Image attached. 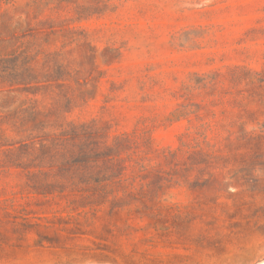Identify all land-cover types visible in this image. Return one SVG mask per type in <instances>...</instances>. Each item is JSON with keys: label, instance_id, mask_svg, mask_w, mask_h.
Wrapping results in <instances>:
<instances>
[{"label": "rangeland", "instance_id": "1", "mask_svg": "<svg viewBox=\"0 0 264 264\" xmlns=\"http://www.w3.org/2000/svg\"><path fill=\"white\" fill-rule=\"evenodd\" d=\"M6 41L58 80L0 81V264L264 261V0H0ZM21 105L93 122L100 185L6 166Z\"/></svg>", "mask_w": 264, "mask_h": 264}, {"label": "trees", "instance_id": "2", "mask_svg": "<svg viewBox=\"0 0 264 264\" xmlns=\"http://www.w3.org/2000/svg\"><path fill=\"white\" fill-rule=\"evenodd\" d=\"M8 50L1 53L2 59L0 63L16 62L25 53L22 46L9 44L7 42ZM26 58V57H25ZM29 60V58H27ZM24 60V58H23ZM4 65V72L6 75L0 76V81L9 82V87L23 86L24 88H35L38 90H47L50 87L39 85L41 82H48L51 80H58V76L49 75L48 70H37L33 65L27 64L23 61L20 65ZM62 66H57L54 73L61 72ZM9 79H4V78ZM42 86V87H39ZM65 95H62L64 97ZM67 103L71 100L66 99ZM56 104V103H55ZM55 109L53 113L44 112L37 109L34 105L24 107L21 105L12 114L2 117V123L10 126L13 131L22 139L20 147L16 151L9 150L6 155L7 167H15L21 169L26 174L32 176H48L49 173L54 172V176L63 177L67 174L73 181L69 185L71 190L78 188L77 179L79 182H94L100 185L101 180L93 178L95 175L103 173L102 167L96 166L98 158H105L104 154L97 153L98 145L97 135L99 130H96L93 122L90 123H67L57 133L45 132V129L54 127L56 120L59 118ZM51 118L53 122L49 123ZM105 163V162H104ZM30 167L37 168L35 173L29 171ZM48 167V171L43 168ZM96 169H99L96 171ZM99 187V186H97ZM95 187V188H97ZM57 191L62 192L67 188L63 185L57 186ZM86 203H78L76 200L69 202V205L76 207H83Z\"/></svg>", "mask_w": 264, "mask_h": 264}, {"label": "bare ground", "instance_id": "3", "mask_svg": "<svg viewBox=\"0 0 264 264\" xmlns=\"http://www.w3.org/2000/svg\"><path fill=\"white\" fill-rule=\"evenodd\" d=\"M260 262H261V261H260ZM260 262H259V263H260ZM259 263H257V264H259ZM260 264H264V261H262Z\"/></svg>", "mask_w": 264, "mask_h": 264}]
</instances>
